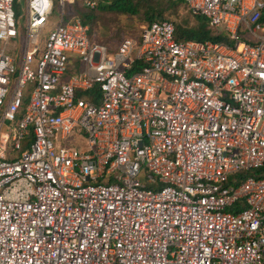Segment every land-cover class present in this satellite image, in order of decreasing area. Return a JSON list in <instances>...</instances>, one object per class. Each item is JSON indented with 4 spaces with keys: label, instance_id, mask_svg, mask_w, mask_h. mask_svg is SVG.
<instances>
[{
    "label": "built area",
    "instance_id": "built-area-1",
    "mask_svg": "<svg viewBox=\"0 0 264 264\" xmlns=\"http://www.w3.org/2000/svg\"><path fill=\"white\" fill-rule=\"evenodd\" d=\"M73 1L0 0V264H264V0H182L234 46L155 20L112 54Z\"/></svg>",
    "mask_w": 264,
    "mask_h": 264
},
{
    "label": "trees",
    "instance_id": "trees-1",
    "mask_svg": "<svg viewBox=\"0 0 264 264\" xmlns=\"http://www.w3.org/2000/svg\"><path fill=\"white\" fill-rule=\"evenodd\" d=\"M59 7L58 4H55ZM55 7V6H54ZM186 8L187 18L180 20L178 9ZM66 10V12H65ZM65 19L78 17L79 20L88 27V38L97 42L110 45L118 30L124 28L120 16L124 15L130 20L136 21L137 28L141 24H148L155 20H171L174 26V36L176 39L193 40H213L226 43L228 46L234 44L228 40L222 31L213 30L207 19L201 15H192L182 0H98L94 8L85 5L82 0H74L64 7ZM261 20L264 21V10ZM131 27L129 23H125ZM110 51V48H109ZM71 62L68 64L66 73L80 71L81 64L77 57L70 56ZM141 64H134L133 70L138 69ZM96 89L88 90L87 96L95 100ZM264 168L256 170L260 172Z\"/></svg>",
    "mask_w": 264,
    "mask_h": 264
},
{
    "label": "rangeland",
    "instance_id": "rangeland-1",
    "mask_svg": "<svg viewBox=\"0 0 264 264\" xmlns=\"http://www.w3.org/2000/svg\"><path fill=\"white\" fill-rule=\"evenodd\" d=\"M15 9L19 10V5L17 3L15 5ZM65 12H66V10H65ZM177 13H178V16H179L180 20L187 18L185 16L187 14L186 8L180 7L178 9ZM60 16H61V10L59 9V7H56V5H55V7L52 10V13L50 14L49 20L46 22L44 28L41 31V37H42L43 40L46 38V35L48 34V31L51 30L55 26V24L58 21V19L60 18ZM120 20H121L122 23H124L123 27L126 28V29L122 30L120 28L118 30V33L113 38L109 39V41H112L111 43H109L110 44L109 47H113L115 45V42L121 40V38H123L124 36L135 37L137 34H139L140 25H139V28H137L136 21L130 20L127 17H125L124 15L120 16ZM125 23H129L131 25V27H127L125 25ZM21 30L22 31L24 30V19H22ZM16 49H17V39L16 38H12L8 42L7 51L10 54H13ZM27 95H28V90L26 91L25 98L27 97ZM84 142H85L84 137H82V135L79 134V132L74 131L72 134H70L64 140L63 143L66 144V145H74L76 148H80L81 147V148L84 149V148H86Z\"/></svg>",
    "mask_w": 264,
    "mask_h": 264
},
{
    "label": "crops",
    "instance_id": "crops-1",
    "mask_svg": "<svg viewBox=\"0 0 264 264\" xmlns=\"http://www.w3.org/2000/svg\"><path fill=\"white\" fill-rule=\"evenodd\" d=\"M16 5V4H15ZM19 5V4H18ZM17 12L18 13H21V8H20V5H19V10H17ZM61 15H62V13H61ZM65 15V12H64V9H63V16ZM61 17V16H60ZM64 18H65V16H64ZM140 32V31H139ZM124 37H126V36H124ZM127 37H131V36H127ZM131 38H133L136 42H138V38H139V34H137L135 37H131ZM122 39V38H121ZM120 41V40H119ZM119 41H117V42H115V45L113 46V47H109L110 48V53L112 54V53H114V50H115V48H116V45H117V43L119 42ZM82 69V66L80 67V70ZM77 72H79V71H77ZM72 73H75V72H72ZM72 73H70V74H65L64 76H67V77H69ZM95 89V88H94ZM98 90H96V94H94V98H95V100L98 98ZM85 98H87V99H91V96L90 97H88L87 96V91H84L83 93H81ZM94 101V100H93ZM19 116H20V114H19Z\"/></svg>",
    "mask_w": 264,
    "mask_h": 264
}]
</instances>
